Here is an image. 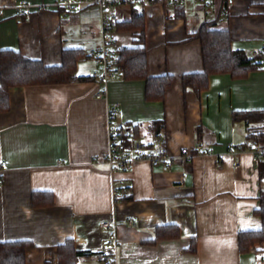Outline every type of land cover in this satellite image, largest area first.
<instances>
[{
  "label": "crops",
  "instance_id": "obj_1",
  "mask_svg": "<svg viewBox=\"0 0 264 264\" xmlns=\"http://www.w3.org/2000/svg\"><path fill=\"white\" fill-rule=\"evenodd\" d=\"M24 1L48 9L22 12ZM59 1L0 0V51L21 52L49 67L62 64L64 51L84 53L76 80L13 87L10 111L0 113V243H32L27 264H60V247L73 241L83 253L76 264H101L114 251L102 225L114 221L119 264H264V245L243 253L239 244L241 233L262 230L264 162L243 150L248 129L233 120L235 111L264 112V68L242 79L213 74L201 93L183 82L204 71L196 38L202 24L230 29L233 47L249 57L261 47L264 0L231 6L215 0L210 9L196 0L181 8L145 0L111 5L119 23L145 18L149 76L174 78L164 101L147 99L143 79L113 80L98 99L104 87L90 78L98 68L89 54L100 43L99 8L66 14ZM114 34L122 49L140 38V31ZM114 104L117 122L132 125L147 147L159 149L156 139L163 137L175 157L171 170L139 161L130 172L111 171L106 116ZM187 148L192 158L181 159ZM46 191L54 203L33 206V193ZM169 226L180 236L158 239V230Z\"/></svg>",
  "mask_w": 264,
  "mask_h": 264
},
{
  "label": "trees",
  "instance_id": "obj_2",
  "mask_svg": "<svg viewBox=\"0 0 264 264\" xmlns=\"http://www.w3.org/2000/svg\"><path fill=\"white\" fill-rule=\"evenodd\" d=\"M114 29L115 31H140V38L134 46L118 50V61L123 79L146 80L147 99L164 101L174 78L173 76L156 78L149 76L145 18L142 15H135L131 21L116 23ZM196 38L201 41L205 67L204 71L199 74L184 76L183 82L186 89L201 93L209 90L210 77L213 74L230 73L234 78L242 79L262 67L259 58L249 57L244 51L233 47L230 29H218L212 23H205L198 28ZM83 56L84 53L80 50L64 51L62 64L49 67L45 66L41 60L36 61L25 57L21 52L0 51V113L10 111V91L13 87L68 84L76 80L77 63ZM233 120L245 123L248 129V145L254 144L256 149L264 150L263 111H235ZM260 162H264V159H260ZM33 195V206L35 207H47L54 203V195L51 192H35ZM261 201L258 214L263 220L262 230L240 234L239 244L243 253L249 252L257 245H264V191ZM170 228L175 229L173 226L160 228L158 239L180 236L178 230L171 232ZM31 247L33 244L27 241L0 243V264H27L26 252ZM192 250H197L196 239L193 240ZM60 251V264H76L77 259L83 254L74 249L73 241H68L60 247Z\"/></svg>",
  "mask_w": 264,
  "mask_h": 264
},
{
  "label": "built area",
  "instance_id": "obj_3",
  "mask_svg": "<svg viewBox=\"0 0 264 264\" xmlns=\"http://www.w3.org/2000/svg\"><path fill=\"white\" fill-rule=\"evenodd\" d=\"M147 2H161L166 7L181 8L185 7L188 0H145ZM204 7L210 9L215 4V0H196ZM228 5H234L238 0H226ZM130 2L128 0H61L55 5L63 8L65 13L74 12L83 6H98L100 11V43L97 48L93 49L89 58L96 64L98 70L91 75L90 78L96 83L104 87L99 91L97 98H104L107 95V85L113 80L123 79L122 69L118 61L119 48L117 38L114 34V26L118 23L117 14L111 10V5L116 3ZM22 12H31L34 9L43 11L48 9L46 5L41 4L38 6L32 5L26 1L21 3L18 7ZM262 45L259 49H255L251 57L259 58L262 67L264 68V40L261 41ZM119 105L114 104L109 108L106 116L108 120V135L110 136L109 151L105 156L106 163L109 164L112 172H130L133 166L139 161H149L155 166L162 165L167 170H171L175 162V157L172 156L169 146L164 143L162 136H158L156 142L159 149H151L138 139L135 128L132 125L124 126L117 122L116 115ZM196 152L202 154L205 152V146L199 141L196 143ZM254 144L245 146L243 150L248 149L252 153L255 162H260L264 159V150L256 149ZM237 146L230 143V151L235 152ZM181 159H191L192 153L189 149H183L180 155ZM5 163H2V167ZM113 198L118 202L120 191L114 186L112 189ZM132 224V223H131ZM107 230V235L111 246L114 251L106 253L102 257L101 264H119L117 261V250L119 247V234L118 223L114 221H107L103 225Z\"/></svg>",
  "mask_w": 264,
  "mask_h": 264
}]
</instances>
